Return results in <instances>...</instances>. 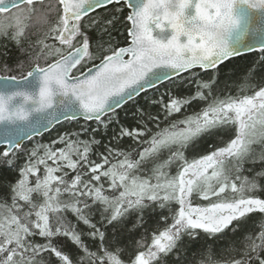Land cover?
<instances>
[{
  "label": "snow or ice",
  "instance_id": "6c2138e0",
  "mask_svg": "<svg viewBox=\"0 0 264 264\" xmlns=\"http://www.w3.org/2000/svg\"><path fill=\"white\" fill-rule=\"evenodd\" d=\"M0 264H264V0H0Z\"/></svg>",
  "mask_w": 264,
  "mask_h": 264
},
{
  "label": "trees",
  "instance_id": "16d2710c",
  "mask_svg": "<svg viewBox=\"0 0 264 264\" xmlns=\"http://www.w3.org/2000/svg\"><path fill=\"white\" fill-rule=\"evenodd\" d=\"M119 38V37H118Z\"/></svg>",
  "mask_w": 264,
  "mask_h": 264
}]
</instances>
